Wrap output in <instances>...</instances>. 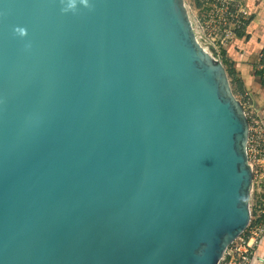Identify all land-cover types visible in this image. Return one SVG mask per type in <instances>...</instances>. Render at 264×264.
<instances>
[{"label":"water","instance_id":"water-1","mask_svg":"<svg viewBox=\"0 0 264 264\" xmlns=\"http://www.w3.org/2000/svg\"><path fill=\"white\" fill-rule=\"evenodd\" d=\"M0 0V264H219L251 218L249 121L184 0Z\"/></svg>","mask_w":264,"mask_h":264},{"label":"built area","instance_id":"built-area-1","mask_svg":"<svg viewBox=\"0 0 264 264\" xmlns=\"http://www.w3.org/2000/svg\"><path fill=\"white\" fill-rule=\"evenodd\" d=\"M195 2L203 10L205 17L202 28L195 30L199 43L204 49H213L214 52L229 50L228 43L235 41L238 34L247 29L251 19L250 16L247 17L249 13L243 9L241 1L195 0ZM255 75L262 89L259 92L263 91L264 95V48L255 64ZM258 93L248 100V109L243 105L249 121L248 162L253 174L252 185L257 184L258 198L253 204V209H250L251 218L248 227L225 252V256L229 257L226 264H249L254 257L253 248L264 239V140L258 138L264 130L261 129L258 135L253 133L260 128L261 109L264 107ZM235 255H238L237 260Z\"/></svg>","mask_w":264,"mask_h":264},{"label":"crops","instance_id":"crops-1","mask_svg":"<svg viewBox=\"0 0 264 264\" xmlns=\"http://www.w3.org/2000/svg\"><path fill=\"white\" fill-rule=\"evenodd\" d=\"M253 15L243 36L235 40L240 51L229 48V58L233 63L237 77L242 80V94L256 96L262 90L260 81H256L255 64L264 48V0H248ZM249 264H264V239L256 247L255 256Z\"/></svg>","mask_w":264,"mask_h":264},{"label":"rangeland","instance_id":"rangeland-1","mask_svg":"<svg viewBox=\"0 0 264 264\" xmlns=\"http://www.w3.org/2000/svg\"><path fill=\"white\" fill-rule=\"evenodd\" d=\"M185 1V5L187 6L188 12H189V16L191 18V21L193 23V26L195 27V30L202 28V25L204 23V14H203V10L200 9L199 5H197V3L195 2V0H184ZM242 7L245 11H248V16H252L253 12H251V4L248 3V0H240ZM251 13V15H250ZM236 42L233 41L232 43H228V47H234V49H236V51H240V49H238L237 45L235 44ZM224 53H223V52ZM220 52H214L216 55V58L219 59L226 67V69L228 68V66L231 63V59L229 58V50H222ZM233 64V63H232ZM231 80V79H230ZM256 81L259 82V79L257 78ZM233 88V87H232ZM234 91V89H233ZM263 92V91H262ZM258 93V97L260 100H262V103H264V95L263 93ZM234 94L237 96V98L242 102V104L245 106L246 109H248L249 107V102L248 100L250 99L249 96H246L245 94H242L241 92L238 91H234ZM251 102V101H250ZM261 115H262V120L260 122V128L257 129V132L253 131V133L258 135V132L261 131V129L264 130V107L261 109ZM260 140H264V132H262V134L259 135L258 137ZM263 180H264V176H263ZM258 198V192H257V184L255 183V185H252V189H251V197H250V209H253V204L255 203V201ZM254 247V246H253ZM254 251V256H255V251H256V246L253 248ZM238 259V255H235V260ZM229 261V257L228 256H223V258L220 260L219 264H226Z\"/></svg>","mask_w":264,"mask_h":264},{"label":"trees","instance_id":"trees-1","mask_svg":"<svg viewBox=\"0 0 264 264\" xmlns=\"http://www.w3.org/2000/svg\"><path fill=\"white\" fill-rule=\"evenodd\" d=\"M243 32L239 33L238 35L239 36H243ZM227 71H228V74H229V77L231 79V84H232V87L234 89V91H238V92H242V87H243V82L241 79H239L237 77V71L234 67V65L232 64V62L230 63V65L228 66L227 68Z\"/></svg>","mask_w":264,"mask_h":264},{"label":"clouds","instance_id":"clouds-1","mask_svg":"<svg viewBox=\"0 0 264 264\" xmlns=\"http://www.w3.org/2000/svg\"><path fill=\"white\" fill-rule=\"evenodd\" d=\"M79 3L86 6V0H79ZM77 8V0H68L67 6L64 8V11L73 10L75 11Z\"/></svg>","mask_w":264,"mask_h":264}]
</instances>
